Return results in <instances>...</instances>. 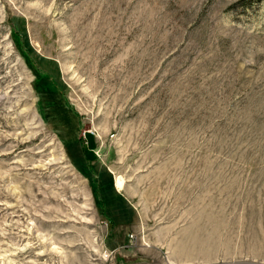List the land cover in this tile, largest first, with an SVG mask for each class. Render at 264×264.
<instances>
[{
  "label": "rangeland",
  "instance_id": "obj_1",
  "mask_svg": "<svg viewBox=\"0 0 264 264\" xmlns=\"http://www.w3.org/2000/svg\"><path fill=\"white\" fill-rule=\"evenodd\" d=\"M0 264H264V0H0Z\"/></svg>",
  "mask_w": 264,
  "mask_h": 264
},
{
  "label": "bare ground",
  "instance_id": "obj_2",
  "mask_svg": "<svg viewBox=\"0 0 264 264\" xmlns=\"http://www.w3.org/2000/svg\"><path fill=\"white\" fill-rule=\"evenodd\" d=\"M118 181H120V182L118 183V185H120V188L122 189L123 184H124V180H123V178H122V177H119V178H118Z\"/></svg>",
  "mask_w": 264,
  "mask_h": 264
}]
</instances>
